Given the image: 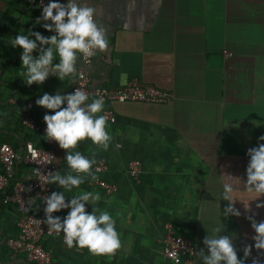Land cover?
I'll list each match as a JSON object with an SVG mask.
<instances>
[{
    "label": "crops",
    "instance_id": "obj_1",
    "mask_svg": "<svg viewBox=\"0 0 264 264\" xmlns=\"http://www.w3.org/2000/svg\"><path fill=\"white\" fill-rule=\"evenodd\" d=\"M95 6L97 22L107 29L108 48L92 57L90 85L120 86L136 77L170 90L173 97L166 102L104 101V109L115 116L113 122L107 120L109 147L103 149L86 138L74 150L90 158L95 154V161L102 159L107 168L103 177L114 190L106 192L93 183L94 165L91 174L80 173L85 179L79 188L68 192L59 185L52 187L65 191L66 197L99 193L88 211L107 210L113 216L121 248L114 254L94 255L43 234L39 239L52 254L51 264H173L162 251L167 222L191 239L193 264H200L196 251L203 247L207 230L217 224H225L222 234L236 233L234 245L242 256L243 245L253 243L254 233L246 215L255 212L257 221L264 220V208L255 207L264 195L256 198L259 193L249 191L243 181L246 150L264 134V0H95ZM40 15L35 0H0L2 133L8 125H23L4 116L14 108L23 115L29 101V114L37 123L44 122L45 111L52 110L37 106L35 99L45 91L70 92L74 84L76 71L63 81L49 76L42 85L34 82L30 87L20 77L25 71L21 49L7 41L21 29L51 34L34 24ZM24 130L29 134L25 142L16 133H6L8 143L20 144L18 152L26 142L43 145L42 133L26 126ZM66 151L54 145L55 172L61 175L71 171ZM131 159L141 165L138 180L127 172ZM13 176L31 177L21 157ZM223 182L236 186L230 196L241 211L239 217L221 216L228 203L222 198ZM2 195L0 191V264H33L6 244L17 234L20 212L14 204L1 202ZM31 202L30 212L44 216L39 199ZM248 206L251 211L245 210ZM257 255L253 249L248 261ZM258 258L264 260V255Z\"/></svg>",
    "mask_w": 264,
    "mask_h": 264
},
{
    "label": "clouds",
    "instance_id": "obj_2",
    "mask_svg": "<svg viewBox=\"0 0 264 264\" xmlns=\"http://www.w3.org/2000/svg\"><path fill=\"white\" fill-rule=\"evenodd\" d=\"M41 15L34 24H41L49 35L29 28L21 29L7 41L13 48L20 47V64L25 71L20 75L27 86L34 82L42 85L49 76L63 81L76 71L78 58L93 57L98 52L108 48L107 29L97 22L95 0H40ZM37 106L46 110L43 121L46 124V140L56 141L67 150L64 159L71 171L61 175L54 172L45 178L46 184L59 185L60 189L71 192L84 183L85 177L80 173L91 174L96 163L95 154L90 158L82 154L77 147L78 142L90 139L95 145L107 149L112 136L107 130V118L102 113L104 98L102 96L90 99V94L81 87L72 92L59 89L49 93L43 92L35 99ZM264 134L257 137V143L248 147L245 167L246 179L244 186L249 191L264 195ZM35 156V153H33ZM76 173V174H73ZM236 186L232 182L222 183V198L228 203L224 206L221 216L239 217L241 211L235 207L230 193ZM99 193L81 192L66 197L65 191L53 190L43 198V223L48 225L50 232L63 233L65 244L71 248H87L94 255L114 254L121 248L120 233L116 221L107 211L97 209L87 210L93 201L99 200ZM255 198V199H256ZM33 203L30 201V204ZM255 207L264 208V200H257ZM67 212L54 215L61 210ZM251 211L250 206L245 207ZM220 216V220H221ZM256 213L246 215L254 230L251 240L253 243L243 245V255L238 256L234 245L235 232L222 234L225 224L214 226L203 238V247L196 251L200 264H264L259 259L264 253V220L257 221ZM222 221V220H221ZM223 222V221H222ZM205 249L207 251H205ZM257 250V257L248 261L252 250Z\"/></svg>",
    "mask_w": 264,
    "mask_h": 264
},
{
    "label": "built area",
    "instance_id": "obj_3",
    "mask_svg": "<svg viewBox=\"0 0 264 264\" xmlns=\"http://www.w3.org/2000/svg\"><path fill=\"white\" fill-rule=\"evenodd\" d=\"M40 0H35L40 8ZM48 3V0H44ZM92 57H81L76 66V76L72 85V92L75 88L81 87L90 96L104 98V101H146L166 102L173 97L170 90L158 88L152 84L144 83L133 77L120 86H91L88 67ZM31 102H27L26 110L21 118V123L31 131L44 135L43 145L37 146L34 143L26 142L20 152L11 143L0 142V191L3 193V203L14 204L20 212L17 220V234L6 239L7 246L14 252L24 254L33 264H51L52 254L45 248L39 236L52 235L64 242L63 233L50 232L48 225L43 223V215L30 212L31 198H38L43 208V198L53 191L52 184H46L47 175L54 174L56 165L54 162V145L56 141L46 140L45 122L37 123L29 114ZM102 114L107 120L114 121L115 116L111 109H104ZM35 153V156L33 155ZM21 157L29 166L31 177L25 180L15 179L13 176L16 160ZM93 183L101 186L106 192L114 190V184L108 182L104 177L106 165L102 159L94 164ZM127 172L129 176L138 180L141 165L138 160L131 159L128 162ZM88 210V206H87ZM67 209L61 210L65 214ZM162 251L166 259L173 264H193L192 256L194 246L190 238L176 232L174 225L170 222L165 224V232L161 238Z\"/></svg>",
    "mask_w": 264,
    "mask_h": 264
},
{
    "label": "trees",
    "instance_id": "obj_4",
    "mask_svg": "<svg viewBox=\"0 0 264 264\" xmlns=\"http://www.w3.org/2000/svg\"><path fill=\"white\" fill-rule=\"evenodd\" d=\"M14 110H15V108H14ZM14 110H12V112L10 113V114H6L5 116H4V119H6L7 121H10V120H13V119H16V121H20L21 120V117H22V114H20V113H18V110H16V111H14ZM15 124H16V122H15ZM24 127L25 126H23V125H20V127H18V125H16V126H11V128L9 127V125L6 127V130H7V132H5L4 131V133H2V132H0V142H10V137H7V136H9V134H6V133H16V134H18L21 138H22V142H25L28 138H29V134L28 133H26L25 132V130L23 131V129H24ZM14 128V129H13ZM21 131H23L24 133H26V134H24V135H22L21 134ZM13 145V147L17 150L18 148H19V146H20V144L18 145L17 143H15V144H12ZM2 202V201H1Z\"/></svg>",
    "mask_w": 264,
    "mask_h": 264
}]
</instances>
